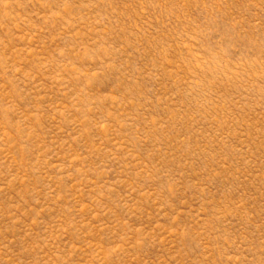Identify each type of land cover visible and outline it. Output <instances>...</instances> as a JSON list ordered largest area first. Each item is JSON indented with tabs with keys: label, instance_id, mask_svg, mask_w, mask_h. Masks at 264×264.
I'll list each match as a JSON object with an SVG mask.
<instances>
[{
	"label": "rangeland",
	"instance_id": "obj_1",
	"mask_svg": "<svg viewBox=\"0 0 264 264\" xmlns=\"http://www.w3.org/2000/svg\"><path fill=\"white\" fill-rule=\"evenodd\" d=\"M0 264H264V0H0Z\"/></svg>",
	"mask_w": 264,
	"mask_h": 264
}]
</instances>
